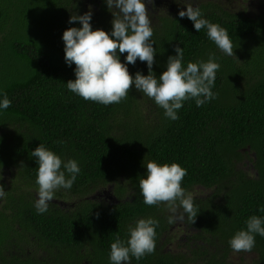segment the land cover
Segmentation results:
<instances>
[{"label":"trees","instance_id":"trees-1","mask_svg":"<svg viewBox=\"0 0 264 264\" xmlns=\"http://www.w3.org/2000/svg\"><path fill=\"white\" fill-rule=\"evenodd\" d=\"M86 4L0 0V93L12 102L0 112V185L8 192L0 200V264H110L111 245L129 239L130 229L147 217L159 222L156 252L133 257L132 264H248L230 261L236 254L264 264V237H256L252 253H236L229 244L251 217L264 219V2L255 17L231 12L224 0H174V9L148 11L157 78L176 48L184 50L185 68L211 55L221 65L213 89L219 99L202 108L186 102L175 122L134 86L128 99L110 106L68 90L75 65L65 63L62 37L82 28L69 20L93 12ZM91 4L99 9L92 13L93 31L110 34L114 16L105 0ZM188 7L227 30L235 56L224 55L207 30L197 33L180 18ZM128 67L133 78L149 74L146 63ZM40 145L81 167L73 189L57 192L45 215L35 207L39 164L32 152ZM153 161L187 170L182 187L199 209L194 224L183 221L191 237L177 254L161 246L173 211L143 203L140 181ZM197 189L207 195L196 196ZM182 214V208L175 213Z\"/></svg>","mask_w":264,"mask_h":264},{"label":"clouds","instance_id":"clouds-1","mask_svg":"<svg viewBox=\"0 0 264 264\" xmlns=\"http://www.w3.org/2000/svg\"><path fill=\"white\" fill-rule=\"evenodd\" d=\"M105 3L114 16L110 34L103 30L93 31L91 11L83 16H72L69 23H79L82 28H71L63 34L65 63L69 68L75 65L76 79L67 84L71 93L85 101L110 106L128 99L134 86L163 109L165 118L173 122L180 119L178 113L186 102L195 100L196 106L202 108L219 99L218 94L213 92L217 73L221 69L215 55L209 56L206 63H189L185 68L184 50L176 48V55L169 59L166 72L157 78L152 71L156 57L155 33L146 3L153 4L154 0H105ZM179 15L181 19H189L197 33L207 30L209 40L224 55L235 56V45L227 30L204 19L199 8L188 7ZM125 53L127 56L122 63L121 56ZM137 61L146 63L149 69L147 76L137 73L133 78L130 74L128 65L135 66ZM0 95L4 97L0 100V112H5L12 107V102L6 94ZM32 155L39 164L36 181L39 192L35 207L39 215H45L56 200L57 192L73 189L81 167L78 161L65 162L42 145ZM146 169V176L140 181L143 203L149 207L167 204L174 213L169 224L183 222L186 217L194 224L199 209L182 187L187 170L179 164L161 166L155 161L148 163ZM7 195L8 192L0 185V200ZM104 197L109 199L108 194ZM180 208L183 214L176 216ZM158 227L159 222L149 217L139 220L130 229L129 239L123 241L117 238L111 245L110 264H132L133 257L139 261L154 255ZM257 236L264 237V219L253 216L248 220L246 230L236 233L229 242L230 247L236 253H252ZM88 251L91 252V249L88 248Z\"/></svg>","mask_w":264,"mask_h":264},{"label":"rangeland","instance_id":"rangeland-1","mask_svg":"<svg viewBox=\"0 0 264 264\" xmlns=\"http://www.w3.org/2000/svg\"><path fill=\"white\" fill-rule=\"evenodd\" d=\"M263 2H264V0H224L225 6L230 7L229 9H231V12L242 13L246 10V11H248L247 13H249L251 11V14H253L252 16H254V17L261 14ZM172 3H173V0H171L170 2H168V1L163 2V4H164L163 9L168 8V5L172 4ZM91 8H92V4H91ZM92 10H93L92 13H99L98 8H94ZM4 177H5V182L7 183L9 181L8 175H6ZM194 192H195L196 196L207 195L205 192H202L201 189L200 190L197 189ZM107 193H109V192L107 191ZM195 194L192 193L193 196H195ZM179 224H181V222H177L176 224H174V226L175 225L179 226ZM179 237H180V235H178V238L173 240L171 243V247H173V250H175L176 245H179L177 243V240L179 239ZM241 259H243V262L245 261V263L252 264V260H254V257L250 256V255H244V257H242L241 255L236 254V255H233L231 257L230 261L239 263Z\"/></svg>","mask_w":264,"mask_h":264},{"label":"flooded vegetation","instance_id":"flooded-vegetation-1","mask_svg":"<svg viewBox=\"0 0 264 264\" xmlns=\"http://www.w3.org/2000/svg\"><path fill=\"white\" fill-rule=\"evenodd\" d=\"M170 2L171 0H154V3L153 4H147L146 3V7H147V10L148 11H155V12H159L161 9H163L164 7V4L163 2ZM87 4L86 6L88 7V5L91 3H96L97 0H86ZM174 2V0H173ZM176 5V4H174ZM96 6H94L92 4V8L91 9H94ZM169 7H173V9L175 8L173 6V3L172 4H169L168 5V8ZM178 235H180L179 239L177 240V243L179 245H176V248L175 250H173V247H171V243L173 240L177 239L178 238ZM191 236L189 235V232L187 231L186 229V225L184 224V222H181V224L178 225H172L170 226V228L168 229V232L164 233V236L162 238V241H161V244L162 246H165L166 247V251L164 252H169L171 254H177L179 252H183V251H186V245L185 243H188L189 241V238ZM83 264H89L88 261L86 262H83Z\"/></svg>","mask_w":264,"mask_h":264}]
</instances>
